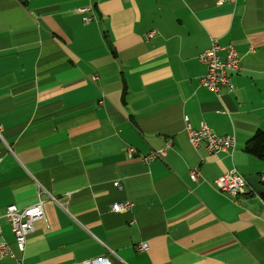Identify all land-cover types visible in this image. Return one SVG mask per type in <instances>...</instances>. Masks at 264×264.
I'll list each match as a JSON object with an SVG mask.
<instances>
[{"label": "crops", "instance_id": "1", "mask_svg": "<svg viewBox=\"0 0 264 264\" xmlns=\"http://www.w3.org/2000/svg\"><path fill=\"white\" fill-rule=\"evenodd\" d=\"M213 38L241 59L219 95L199 84ZM184 117L234 135L233 155L194 148ZM0 127V264H264V198L213 185L232 169L264 182L244 151L264 132V0H0ZM39 201L22 253L3 215Z\"/></svg>", "mask_w": 264, "mask_h": 264}, {"label": "built area", "instance_id": "2", "mask_svg": "<svg viewBox=\"0 0 264 264\" xmlns=\"http://www.w3.org/2000/svg\"><path fill=\"white\" fill-rule=\"evenodd\" d=\"M235 3L236 0H215L217 7L230 6ZM93 10V6H89L78 9V12L84 14L92 12ZM93 19V16H85L83 22L88 24L91 23ZM153 35L154 31L150 32L145 43H149ZM198 58L199 61L207 67V72L199 79V84L216 95H219L223 90L231 92L233 88V77L241 70V59L235 45L228 44L222 46L217 39L213 38L211 39L210 47L202 51ZM184 121L189 141L194 148L197 149L204 144L209 153L233 155L236 146L234 135L219 136L205 123H201L198 129H194L188 117H184ZM171 147L172 141H167L165 142L164 147L160 149H152L149 153L139 154L138 156L145 164H149L152 161L163 159L167 150ZM136 154L134 148L128 147L129 157H134ZM200 177L201 174L199 167H195L190 171V178L192 181L196 182ZM115 184L121 189L120 183L117 182ZM213 185L218 191L234 198L244 195L247 192V188L250 187L246 178L238 173L236 169H232L225 174L219 175L215 179ZM251 191L254 195L260 197L252 188ZM50 199L61 206L56 197L50 195ZM131 206L132 204L130 202L116 203L111 206L110 210L112 212H121L130 209ZM3 217L6 219L11 233L15 237L19 251L24 253L27 237L35 231V224L45 218L44 202L39 201L36 205L25 209L19 208L17 205H10L6 208ZM61 228V224L49 225L47 229L43 231V234L49 235ZM2 229L3 226L0 221V236L3 232ZM138 248L140 251H148L147 244H142ZM11 254L12 252L7 242L4 240L0 241V260Z\"/></svg>", "mask_w": 264, "mask_h": 264}, {"label": "trees", "instance_id": "3", "mask_svg": "<svg viewBox=\"0 0 264 264\" xmlns=\"http://www.w3.org/2000/svg\"><path fill=\"white\" fill-rule=\"evenodd\" d=\"M244 151L264 162V132L257 131L245 144Z\"/></svg>", "mask_w": 264, "mask_h": 264}, {"label": "water", "instance_id": "4", "mask_svg": "<svg viewBox=\"0 0 264 264\" xmlns=\"http://www.w3.org/2000/svg\"><path fill=\"white\" fill-rule=\"evenodd\" d=\"M246 181L248 185L260 195V197L264 198V186L261 185L258 175L247 176Z\"/></svg>", "mask_w": 264, "mask_h": 264}, {"label": "bare ground", "instance_id": "5", "mask_svg": "<svg viewBox=\"0 0 264 264\" xmlns=\"http://www.w3.org/2000/svg\"><path fill=\"white\" fill-rule=\"evenodd\" d=\"M260 196V195H259Z\"/></svg>", "mask_w": 264, "mask_h": 264}]
</instances>
